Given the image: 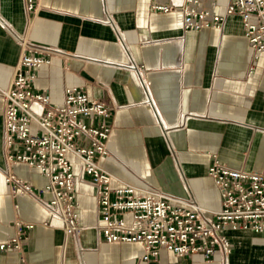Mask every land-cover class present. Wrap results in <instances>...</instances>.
I'll return each instance as SVG.
<instances>
[{"label": "crops", "instance_id": "crops-1", "mask_svg": "<svg viewBox=\"0 0 264 264\" xmlns=\"http://www.w3.org/2000/svg\"><path fill=\"white\" fill-rule=\"evenodd\" d=\"M226 1L220 0L218 12ZM151 3L41 0L28 13L25 0H0L7 23H0V87L9 85L22 50L15 34L61 50L36 70L35 89L58 103L66 86H82L90 98L107 104L108 118L87 119L111 127L101 165L137 187L190 192L204 208L218 210L221 194L208 176L213 155L234 168L264 170V52L253 58L238 14L223 30H185L180 10L158 12ZM3 114L0 96V242L15 234L16 219L36 226L23 245L24 263L16 253L2 252L0 264H137L141 244L99 241L97 187L80 164H74L83 227L78 240L46 224L50 215L41 203L10 191L5 169L34 187L44 186L47 177L24 163L9 164ZM228 233V264H264V235ZM159 262L223 264L219 254L208 261L199 253L178 257L168 250Z\"/></svg>", "mask_w": 264, "mask_h": 264}, {"label": "built area", "instance_id": "built-area-1", "mask_svg": "<svg viewBox=\"0 0 264 264\" xmlns=\"http://www.w3.org/2000/svg\"><path fill=\"white\" fill-rule=\"evenodd\" d=\"M40 1L25 0L26 11L34 13ZM219 6L220 0L151 3L158 12L180 10L185 30H223L231 15H240L253 58L258 59L264 52V0H227L222 12L217 11ZM105 21L111 22V17ZM0 23L7 26L1 14ZM15 35L22 50L9 85L0 87L7 159L11 165L24 163L40 172L47 183L34 187L10 168L3 171V177L12 193L27 194L47 209L50 218L46 224L62 228L77 240L82 233L76 163L97 187L99 241L141 244L144 251L137 264H162V250L178 257L199 253L208 261L219 254L222 263L228 264L232 252L228 231L243 229L264 235V170L234 168L213 155L208 176L221 194L218 210L204 208L190 192L181 196L159 186L140 188L121 180L100 162L109 154L110 125L87 122L92 117L108 118L107 104L90 98L77 85L66 86L63 100L53 103L49 94L35 89L34 82L36 70L50 64L52 54L61 50ZM35 226L32 221L16 219V232L0 242V253L14 252L24 263L23 245Z\"/></svg>", "mask_w": 264, "mask_h": 264}]
</instances>
